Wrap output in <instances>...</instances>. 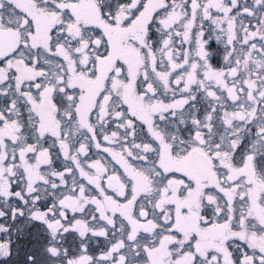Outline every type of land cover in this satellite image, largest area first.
<instances>
[{
    "label": "snow or ice",
    "instance_id": "snow-or-ice-1",
    "mask_svg": "<svg viewBox=\"0 0 264 264\" xmlns=\"http://www.w3.org/2000/svg\"><path fill=\"white\" fill-rule=\"evenodd\" d=\"M0 264H264V0H0Z\"/></svg>",
    "mask_w": 264,
    "mask_h": 264
}]
</instances>
